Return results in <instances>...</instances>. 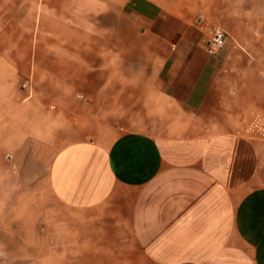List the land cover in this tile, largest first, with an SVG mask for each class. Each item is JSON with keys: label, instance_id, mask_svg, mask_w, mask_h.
I'll use <instances>...</instances> for the list:
<instances>
[{"label": "crops", "instance_id": "0c3cea01", "mask_svg": "<svg viewBox=\"0 0 264 264\" xmlns=\"http://www.w3.org/2000/svg\"><path fill=\"white\" fill-rule=\"evenodd\" d=\"M24 3L0 9V264H264L262 0Z\"/></svg>", "mask_w": 264, "mask_h": 264}, {"label": "built area", "instance_id": "2783aa9c", "mask_svg": "<svg viewBox=\"0 0 264 264\" xmlns=\"http://www.w3.org/2000/svg\"><path fill=\"white\" fill-rule=\"evenodd\" d=\"M207 31H210L212 34V41L210 43L211 50L217 51L223 48L227 41V34L225 31L219 28H212L209 25H205L204 27ZM28 83L23 84V88H27Z\"/></svg>", "mask_w": 264, "mask_h": 264}, {"label": "rangeland", "instance_id": "374dc122", "mask_svg": "<svg viewBox=\"0 0 264 264\" xmlns=\"http://www.w3.org/2000/svg\"><path fill=\"white\" fill-rule=\"evenodd\" d=\"M23 2V6L28 5V3H24V1L28 2V0H0V9H18L20 3ZM264 5V0H262ZM257 6L259 4V0H246V6L248 9H250L252 6Z\"/></svg>", "mask_w": 264, "mask_h": 264}]
</instances>
